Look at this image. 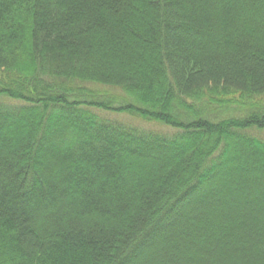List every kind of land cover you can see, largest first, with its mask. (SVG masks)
Returning a JSON list of instances; mask_svg holds the SVG:
<instances>
[{
	"label": "trees",
	"instance_id": "obj_1",
	"mask_svg": "<svg viewBox=\"0 0 264 264\" xmlns=\"http://www.w3.org/2000/svg\"><path fill=\"white\" fill-rule=\"evenodd\" d=\"M0 264H264V0H0Z\"/></svg>",
	"mask_w": 264,
	"mask_h": 264
}]
</instances>
